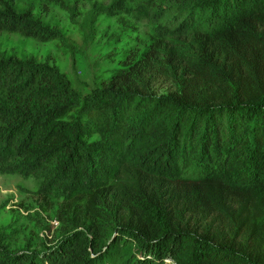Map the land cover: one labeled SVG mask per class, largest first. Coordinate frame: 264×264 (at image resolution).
Masks as SVG:
<instances>
[{"label":"trees","instance_id":"obj_1","mask_svg":"<svg viewBox=\"0 0 264 264\" xmlns=\"http://www.w3.org/2000/svg\"><path fill=\"white\" fill-rule=\"evenodd\" d=\"M107 11L146 17L156 34L83 96L54 64L0 57V170L60 191L68 226L39 252L0 245V264H264V0ZM0 30L59 38L14 0H0ZM227 55L256 84L194 90ZM159 77L181 82L159 92Z\"/></svg>","mask_w":264,"mask_h":264},{"label":"rangeland","instance_id":"obj_2","mask_svg":"<svg viewBox=\"0 0 264 264\" xmlns=\"http://www.w3.org/2000/svg\"><path fill=\"white\" fill-rule=\"evenodd\" d=\"M62 1L64 7L55 0H14L18 11L31 4L34 17L42 26L58 31L59 38L36 39L0 30V57L54 64L83 96L103 85L129 53L144 50L156 34L146 17L109 13L111 0ZM259 35L264 38V33ZM259 56L262 61L264 55ZM236 57L223 56L207 74L193 78V89L216 93L228 86L225 79L243 86L252 71L246 59ZM160 77L154 84L159 92L173 90L181 82ZM251 79L256 84L255 78ZM96 138L92 135L89 140ZM62 200L61 192H52L42 178L0 170V245L8 250L39 252L56 243L68 228L61 218Z\"/></svg>","mask_w":264,"mask_h":264},{"label":"built area","instance_id":"obj_3","mask_svg":"<svg viewBox=\"0 0 264 264\" xmlns=\"http://www.w3.org/2000/svg\"><path fill=\"white\" fill-rule=\"evenodd\" d=\"M164 263L165 264H174V262L168 257L164 258Z\"/></svg>","mask_w":264,"mask_h":264}]
</instances>
